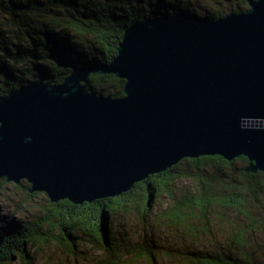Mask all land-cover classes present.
Listing matches in <instances>:
<instances>
[{
	"label": "water",
	"instance_id": "95a60500",
	"mask_svg": "<svg viewBox=\"0 0 264 264\" xmlns=\"http://www.w3.org/2000/svg\"><path fill=\"white\" fill-rule=\"evenodd\" d=\"M248 3L217 19L184 11L138 21L111 63L1 96L0 180L83 204L184 158L245 156L247 171L264 173V0ZM97 72L124 79V96L90 91Z\"/></svg>",
	"mask_w": 264,
	"mask_h": 264
},
{
	"label": "trees",
	"instance_id": "16d2710c",
	"mask_svg": "<svg viewBox=\"0 0 264 264\" xmlns=\"http://www.w3.org/2000/svg\"><path fill=\"white\" fill-rule=\"evenodd\" d=\"M190 2L0 0V97L34 81L62 83L75 67L111 63L126 28L146 18L188 11L217 19L249 8L248 0H223L199 13L190 9ZM124 86V79L101 72L87 82L90 91L111 97L124 96ZM248 163L245 156L184 158L122 195L83 204L68 199L53 202L44 192H31L27 180L13 182L30 197L44 193L48 207L28 222L0 217V264H12L16 257L33 264L29 244H55L76 255L82 241L100 251L94 264H140L142 260L157 264L158 257L164 256L155 242L154 226L145 225L146 237L136 243L118 236L116 222L130 213L146 220L151 217L160 228L176 229L185 241L177 264H264L252 241L254 233H264V173L247 171ZM186 178L191 185L177 188V182ZM161 195L167 197V205L151 216ZM215 225L229 230L222 232L225 239L206 241Z\"/></svg>",
	"mask_w": 264,
	"mask_h": 264
},
{
	"label": "rangeland",
	"instance_id": "374dc122",
	"mask_svg": "<svg viewBox=\"0 0 264 264\" xmlns=\"http://www.w3.org/2000/svg\"><path fill=\"white\" fill-rule=\"evenodd\" d=\"M215 1L223 0H191L190 9L201 13L202 9H212L211 7L215 4ZM183 4V3H182ZM204 13V12H203ZM186 166L187 165H183ZM1 181V180H0ZM190 180L181 179L177 182V188L186 189L190 186ZM47 196L44 193L30 197L26 192L14 187L13 182L0 183V217L3 216L12 217L17 221H32L36 219L41 212H44V209L48 207ZM167 197L161 195L158 197L155 206L153 204L151 209V216H155V213L158 210H162L167 205ZM231 217L234 219L235 214L232 213ZM141 217L139 214H127L125 218L122 219V222H116V227L118 230V236L127 240L128 242H139L146 237L147 228L145 225L151 228L154 226L155 235L154 239L157 245H160L161 254L164 258L158 257L157 264H177V259L179 254L184 250L185 241L182 238L178 237V233L175 228L168 227L165 225L160 228L157 223L152 221V218ZM152 222L153 225H152ZM214 225V224H213ZM223 225H215L211 227V232L209 235L204 238L208 240H224L222 232L226 229ZM229 231V230H226ZM56 233H59V230H55ZM256 234V235H255ZM125 236V237H124ZM181 240V241H180ZM252 241L256 242V254L257 256L264 259V233H254L252 235ZM77 254L68 253L64 249H60L55 244L49 246H39L38 244H29L28 249H30V255L32 258L33 264H94L96 259L101 255L100 251L94 247L92 244H89L86 241L78 243ZM169 252V254L167 253ZM167 253L168 255H165ZM12 264H24V262L16 257ZM140 264H151L149 261L142 260Z\"/></svg>",
	"mask_w": 264,
	"mask_h": 264
},
{
	"label": "bare ground",
	"instance_id": "6f19581e",
	"mask_svg": "<svg viewBox=\"0 0 264 264\" xmlns=\"http://www.w3.org/2000/svg\"><path fill=\"white\" fill-rule=\"evenodd\" d=\"M125 237V236H124Z\"/></svg>",
	"mask_w": 264,
	"mask_h": 264
}]
</instances>
